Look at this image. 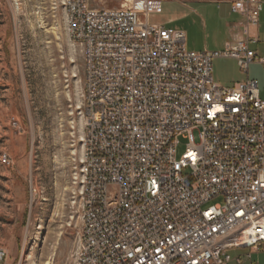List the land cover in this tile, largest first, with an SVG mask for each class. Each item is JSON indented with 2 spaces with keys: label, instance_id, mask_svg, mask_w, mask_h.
<instances>
[{
  "label": "built area",
  "instance_id": "1",
  "mask_svg": "<svg viewBox=\"0 0 264 264\" xmlns=\"http://www.w3.org/2000/svg\"><path fill=\"white\" fill-rule=\"evenodd\" d=\"M163 1L61 0L83 58L87 122L70 264H232V250L264 244L259 82L227 86L213 75L217 57L244 71L264 63L252 48L264 0H230L243 20L221 51L190 50L185 31L152 23Z\"/></svg>",
  "mask_w": 264,
  "mask_h": 264
},
{
  "label": "rangeland",
  "instance_id": "2",
  "mask_svg": "<svg viewBox=\"0 0 264 264\" xmlns=\"http://www.w3.org/2000/svg\"><path fill=\"white\" fill-rule=\"evenodd\" d=\"M122 2L92 0L111 8ZM236 19L227 1L164 0L151 22L185 31L190 50L221 51ZM259 25L261 43L252 47L264 54V10ZM67 26L61 0H0V247L15 264H70L78 230L72 206L83 156V58ZM213 75L224 85L257 79L264 99V63L244 71L236 58L217 57ZM186 147L182 135L178 157ZM231 254L232 264H264V244Z\"/></svg>",
  "mask_w": 264,
  "mask_h": 264
},
{
  "label": "crops",
  "instance_id": "3",
  "mask_svg": "<svg viewBox=\"0 0 264 264\" xmlns=\"http://www.w3.org/2000/svg\"><path fill=\"white\" fill-rule=\"evenodd\" d=\"M224 1H227L229 4H230V8H231V1L230 0H223L222 2H224ZM263 10H264V7H263ZM263 10H262V12H261V15H260V22H261V19H262V17H263ZM232 11V10H231ZM235 14V13H234ZM236 15H238V19H236L235 21H234V23L232 24V37L234 38L235 37V35H236V33H237V31H238V24H239V22L241 21V20H243L242 19V17L239 15V14H236ZM259 26L260 25H258V26H256V27H253L252 28V32L254 33V34H256V35H258V37H259V42L258 43H253V44H259V43H261V39H260V36H259ZM253 48V47H252ZM258 53H259V55H264V54H262L261 52H260V50L258 49V48H254ZM215 79V78H214ZM238 82V81H237ZM234 83H236V82H234ZM233 83V84H234ZM233 84H230V85H233ZM224 85V84H223ZM230 85H227V86H230ZM5 264H12V263H15V260H12L11 258H9V259H7L6 260V262H4Z\"/></svg>",
  "mask_w": 264,
  "mask_h": 264
},
{
  "label": "bare ground",
  "instance_id": "4",
  "mask_svg": "<svg viewBox=\"0 0 264 264\" xmlns=\"http://www.w3.org/2000/svg\"><path fill=\"white\" fill-rule=\"evenodd\" d=\"M69 34H73V22H67ZM84 130H87V122H85ZM83 155H87V147H83ZM74 185H76L75 176H74ZM31 258V256H29ZM44 264H52V260H45Z\"/></svg>",
  "mask_w": 264,
  "mask_h": 264
}]
</instances>
